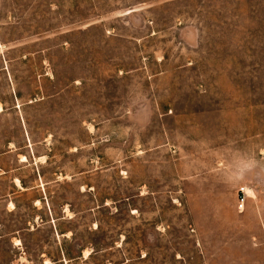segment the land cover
<instances>
[{
    "label": "rangeland",
    "instance_id": "rangeland-1",
    "mask_svg": "<svg viewBox=\"0 0 264 264\" xmlns=\"http://www.w3.org/2000/svg\"><path fill=\"white\" fill-rule=\"evenodd\" d=\"M0 264H264V0H0Z\"/></svg>",
    "mask_w": 264,
    "mask_h": 264
},
{
    "label": "built area",
    "instance_id": "built-area-1",
    "mask_svg": "<svg viewBox=\"0 0 264 264\" xmlns=\"http://www.w3.org/2000/svg\"><path fill=\"white\" fill-rule=\"evenodd\" d=\"M240 195H241V198H240V200L238 201V203H239V209L241 210V209H243V206H244V201H245V197H246V194H245V192H244V190H240ZM242 211V210H241Z\"/></svg>",
    "mask_w": 264,
    "mask_h": 264
},
{
    "label": "crops",
    "instance_id": "crops-1",
    "mask_svg": "<svg viewBox=\"0 0 264 264\" xmlns=\"http://www.w3.org/2000/svg\"><path fill=\"white\" fill-rule=\"evenodd\" d=\"M63 260H64V259H59V260H57V262H60V263H62V262H63Z\"/></svg>",
    "mask_w": 264,
    "mask_h": 264
}]
</instances>
